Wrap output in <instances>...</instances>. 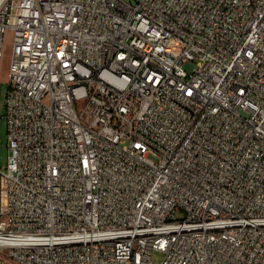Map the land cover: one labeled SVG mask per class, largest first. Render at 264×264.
<instances>
[{
    "label": "built area",
    "instance_id": "obj_1",
    "mask_svg": "<svg viewBox=\"0 0 264 264\" xmlns=\"http://www.w3.org/2000/svg\"><path fill=\"white\" fill-rule=\"evenodd\" d=\"M9 30L0 264H264V0H0V69Z\"/></svg>",
    "mask_w": 264,
    "mask_h": 264
},
{
    "label": "rangeland",
    "instance_id": "obj_2",
    "mask_svg": "<svg viewBox=\"0 0 264 264\" xmlns=\"http://www.w3.org/2000/svg\"><path fill=\"white\" fill-rule=\"evenodd\" d=\"M5 43L4 56L2 58L0 69V167L3 169L6 167L9 159V146L7 144L8 135L4 115L6 112V95L9 89L8 66L12 48V31L10 30L5 36ZM177 214L181 215V212H177ZM163 256L164 254L161 251H155L153 253V258L157 260L162 259Z\"/></svg>",
    "mask_w": 264,
    "mask_h": 264
}]
</instances>
